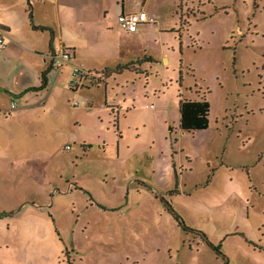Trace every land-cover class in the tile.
I'll use <instances>...</instances> for the list:
<instances>
[{
	"label": "rangeland",
	"instance_id": "obj_1",
	"mask_svg": "<svg viewBox=\"0 0 264 264\" xmlns=\"http://www.w3.org/2000/svg\"><path fill=\"white\" fill-rule=\"evenodd\" d=\"M149 8L135 72L0 117V264H264V0ZM181 97L208 128H180Z\"/></svg>",
	"mask_w": 264,
	"mask_h": 264
},
{
	"label": "crops",
	"instance_id": "obj_2",
	"mask_svg": "<svg viewBox=\"0 0 264 264\" xmlns=\"http://www.w3.org/2000/svg\"><path fill=\"white\" fill-rule=\"evenodd\" d=\"M114 1L0 0V38H4L6 43L0 49V117L13 116L17 110L26 111L33 105L27 98L30 94L46 95L40 103L35 101L42 109L41 115L66 116L75 103L70 101L74 94L72 84L95 86L97 81L93 83V79L96 73L138 59L142 36L147 29L156 27L159 15L151 8L149 12L153 14L148 13L149 0H140L134 7H130L126 0H118L116 4ZM139 11H146L153 21L141 24L135 32L125 31L118 22V16ZM33 25L46 29L34 28ZM62 48L71 53V58L57 70L53 67V61ZM142 56L145 54L139 58ZM99 60L100 64L97 63ZM68 62L71 72L65 77ZM77 67L82 72L74 76ZM45 71H48L47 85L43 89L33 90L42 84ZM63 77L64 84L57 85ZM91 79L89 84L85 83ZM57 88L60 95L54 98L52 94ZM66 89L68 93L62 97ZM3 95L7 98L4 99L6 102H3ZM17 99L24 100L20 108L17 104L12 107Z\"/></svg>",
	"mask_w": 264,
	"mask_h": 264
},
{
	"label": "trees",
	"instance_id": "obj_3",
	"mask_svg": "<svg viewBox=\"0 0 264 264\" xmlns=\"http://www.w3.org/2000/svg\"><path fill=\"white\" fill-rule=\"evenodd\" d=\"M33 27L39 28V29H46V27L44 26L33 25ZM128 69H132V66L130 63L117 64L114 68H107L105 70V74L109 76L113 73H122L124 70H128ZM47 73L48 71L43 72L42 84L39 87L32 88L33 90L43 89L47 85ZM210 106H211L210 102L205 98L200 99V100H191V99H186V98L181 97L179 99V112H180L179 126L180 128L188 132H195L197 130H203V129L208 128L209 123H210V119H209ZM114 122H115V126L119 127V122L117 118H115ZM164 204H165V208L174 214L175 218L180 222L181 225H183L187 229H190L189 227L185 226L183 220L174 211V209L172 208L169 202L164 201ZM216 249L218 250V247H216Z\"/></svg>",
	"mask_w": 264,
	"mask_h": 264
},
{
	"label": "built area",
	"instance_id": "obj_4",
	"mask_svg": "<svg viewBox=\"0 0 264 264\" xmlns=\"http://www.w3.org/2000/svg\"><path fill=\"white\" fill-rule=\"evenodd\" d=\"M153 21L146 11L131 12V13H121L118 16V22L120 26L127 32H135L138 27L146 22ZM6 45L4 38H0V48H4ZM71 58V53L67 49L62 48L60 52L55 55L53 61V67L55 69H60L69 59ZM82 70L80 68L74 69V76L81 74Z\"/></svg>",
	"mask_w": 264,
	"mask_h": 264
}]
</instances>
